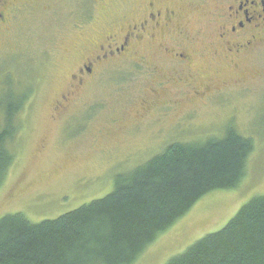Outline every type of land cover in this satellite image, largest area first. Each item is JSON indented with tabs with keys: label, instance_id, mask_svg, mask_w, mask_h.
<instances>
[{
	"label": "rangeland",
	"instance_id": "obj_1",
	"mask_svg": "<svg viewBox=\"0 0 264 264\" xmlns=\"http://www.w3.org/2000/svg\"><path fill=\"white\" fill-rule=\"evenodd\" d=\"M75 9L26 8L0 27V97L7 82L29 95L15 117L20 130L8 143L16 157L0 189V219L22 214L33 224L55 220L105 197L116 175L170 144L220 138L232 126L254 145L245 178L235 189L202 197L133 263L167 264L264 196V45L235 65L201 66L203 86L209 78L217 90L199 98H183L172 86L151 100L142 74L110 72L109 66L95 67L69 97L78 80L72 76L105 42L97 33L109 21L94 10L89 25L74 28ZM65 99L69 103L57 114L55 106Z\"/></svg>",
	"mask_w": 264,
	"mask_h": 264
},
{
	"label": "trees",
	"instance_id": "obj_2",
	"mask_svg": "<svg viewBox=\"0 0 264 264\" xmlns=\"http://www.w3.org/2000/svg\"><path fill=\"white\" fill-rule=\"evenodd\" d=\"M12 86L7 82L0 97V189L15 163L8 149L20 130L15 117L29 97ZM253 152L251 139L227 127L220 138L170 144L116 175L105 197L55 220L33 224L22 214L6 215L0 219V264H133L202 197L235 189ZM167 264H264V196Z\"/></svg>",
	"mask_w": 264,
	"mask_h": 264
},
{
	"label": "flooded vegetation",
	"instance_id": "obj_3",
	"mask_svg": "<svg viewBox=\"0 0 264 264\" xmlns=\"http://www.w3.org/2000/svg\"><path fill=\"white\" fill-rule=\"evenodd\" d=\"M59 4L76 8L74 28L89 25L94 10L109 20L106 30L97 33L105 35V42L72 76L78 80L69 97L85 86L94 69L109 66L110 72L142 74L151 100L158 92L171 93L172 86L183 98H199L217 90L209 78L203 86L201 66L235 65L264 45V0H0V27L23 9ZM68 101L58 102L55 112L65 110Z\"/></svg>",
	"mask_w": 264,
	"mask_h": 264
}]
</instances>
